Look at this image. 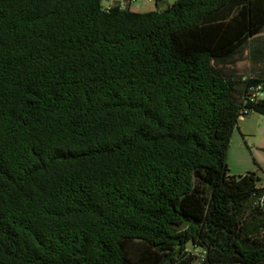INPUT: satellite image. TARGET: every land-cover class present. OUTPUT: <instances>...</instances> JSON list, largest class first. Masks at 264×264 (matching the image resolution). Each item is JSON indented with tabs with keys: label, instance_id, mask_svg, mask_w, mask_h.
I'll return each instance as SVG.
<instances>
[{
	"label": "trees",
	"instance_id": "16d2710c",
	"mask_svg": "<svg viewBox=\"0 0 264 264\" xmlns=\"http://www.w3.org/2000/svg\"><path fill=\"white\" fill-rule=\"evenodd\" d=\"M0 0V264H264V187L228 174L264 77V0ZM257 86V87H256Z\"/></svg>",
	"mask_w": 264,
	"mask_h": 264
},
{
	"label": "crops",
	"instance_id": "0c3cea01",
	"mask_svg": "<svg viewBox=\"0 0 264 264\" xmlns=\"http://www.w3.org/2000/svg\"><path fill=\"white\" fill-rule=\"evenodd\" d=\"M246 51L245 48L242 55H248ZM232 143L235 145L233 162L230 163L229 158L227 161L230 174L254 173L260 179V187H264V117L250 114L240 119L233 132Z\"/></svg>",
	"mask_w": 264,
	"mask_h": 264
},
{
	"label": "rangeland",
	"instance_id": "374dc122",
	"mask_svg": "<svg viewBox=\"0 0 264 264\" xmlns=\"http://www.w3.org/2000/svg\"><path fill=\"white\" fill-rule=\"evenodd\" d=\"M132 1V2H131ZM174 0H164L159 7L161 9H165L166 7L170 6ZM103 7H111L115 5H122L124 8H129L134 12H148L156 9L154 0H103L102 1ZM261 44H264V32L261 33L259 36ZM256 48V44L249 42L246 49L249 52L248 55L245 56V53L239 57L233 64L228 65L225 67V71L232 74L236 78L241 79H249L257 76L264 77V60L254 62L250 57V51ZM246 51V52H247ZM235 145L230 142L229 145V153L227 156V161L229 158V162H233ZM228 174L232 176L228 169Z\"/></svg>",
	"mask_w": 264,
	"mask_h": 264
},
{
	"label": "built area",
	"instance_id": "2783aa9c",
	"mask_svg": "<svg viewBox=\"0 0 264 264\" xmlns=\"http://www.w3.org/2000/svg\"><path fill=\"white\" fill-rule=\"evenodd\" d=\"M252 93H253L252 94V97L253 98H255V97L256 98H262V97H264V94H262L260 92V90H254V89H252ZM242 118L243 117H241L240 119H242ZM186 254H187V256H190V257L193 258V261L191 262V264H204V262H205L206 253L202 249L187 248L186 249Z\"/></svg>",
	"mask_w": 264,
	"mask_h": 264
},
{
	"label": "bare ground",
	"instance_id": "6f19581e",
	"mask_svg": "<svg viewBox=\"0 0 264 264\" xmlns=\"http://www.w3.org/2000/svg\"><path fill=\"white\" fill-rule=\"evenodd\" d=\"M257 87V86H256ZM261 87V86H260ZM259 86L257 88H255L254 90H262Z\"/></svg>",
	"mask_w": 264,
	"mask_h": 264
}]
</instances>
